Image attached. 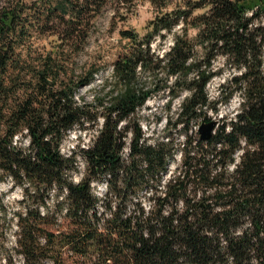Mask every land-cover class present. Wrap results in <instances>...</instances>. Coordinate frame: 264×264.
<instances>
[{"label": "trees", "instance_id": "16d2710c", "mask_svg": "<svg viewBox=\"0 0 264 264\" xmlns=\"http://www.w3.org/2000/svg\"><path fill=\"white\" fill-rule=\"evenodd\" d=\"M149 1L160 10L138 33L117 29L137 0H0V182L21 191L20 264H264V0ZM106 13L124 47L79 102L101 56L77 59ZM170 33L163 53L151 48ZM183 91L164 124L184 136L170 169L177 141L148 142L139 110L162 93L169 111ZM234 95L208 139L191 131ZM94 126L88 145L61 152L70 131Z\"/></svg>", "mask_w": 264, "mask_h": 264}, {"label": "rangeland", "instance_id": "374dc122", "mask_svg": "<svg viewBox=\"0 0 264 264\" xmlns=\"http://www.w3.org/2000/svg\"><path fill=\"white\" fill-rule=\"evenodd\" d=\"M184 0H169L166 10L175 7L177 4H182ZM157 6H153L149 0H137L134 10L128 14L123 22H119L117 29L123 26L131 27L135 29L138 33H142L146 29L148 21L159 11ZM200 11V10H199ZM198 10L195 13L199 12ZM110 13L99 18V28L94 32L93 39L87 44L86 49L80 52V56L77 59L78 65L83 63L89 54L101 56L99 60L101 71L96 75L95 80L90 84L81 86L76 92L75 99L81 102L83 99L87 101L93 100L92 96L102 88L103 82L110 76L111 72V62L116 57L121 48L124 47V42L120 43L118 41L117 29L109 31L107 25ZM195 33L194 28H189L188 34L193 36ZM165 38H155L151 42V48L160 54L167 49L172 43V36L166 34ZM43 43V42H42ZM221 61V59H219ZM226 75V72L223 73ZM221 81V76H216L212 78L207 85V90L210 95L215 94L216 88ZM186 92H182L178 97H175L171 102V108L169 111L166 110V103L168 96L162 93H156L151 98L147 99L144 106L139 110L141 116V124L143 129L146 131L148 137V142H152L154 138L170 133L171 137L175 138L178 143V147L175 151L174 158L169 163V168L173 169L176 162L180 160V150L181 144L184 142L183 133L177 131L174 126L167 129L164 124L166 120L167 113L172 115L178 108L180 100L184 97ZM239 96L234 95L228 103H219L217 112L208 111L209 115L215 117V119L221 121L222 119L228 121L229 118L233 116L236 112ZM143 117V118H142ZM145 118V119H144ZM181 128L179 125L178 129ZM95 126L87 133L79 132L78 129L72 130L67 135V138L62 142L63 154L70 152L74 146L75 148L79 146L88 145L92 135L95 132ZM128 139V138H127ZM79 169L82 170L84 164L79 162ZM81 177L79 172L73 173V179L77 181ZM106 180L102 179L98 182L93 183L94 191L97 195L105 191ZM10 179L0 182V202L5 206L4 214H0V264H20L21 258L14 251L15 247V232H16V221L14 219L13 213L18 208V200L21 198V191L15 187L11 188ZM144 193H147L144 190Z\"/></svg>", "mask_w": 264, "mask_h": 264}, {"label": "water", "instance_id": "95a60500", "mask_svg": "<svg viewBox=\"0 0 264 264\" xmlns=\"http://www.w3.org/2000/svg\"><path fill=\"white\" fill-rule=\"evenodd\" d=\"M216 120L203 121L199 128L200 139H208L217 127Z\"/></svg>", "mask_w": 264, "mask_h": 264}, {"label": "built area", "instance_id": "2783aa9c", "mask_svg": "<svg viewBox=\"0 0 264 264\" xmlns=\"http://www.w3.org/2000/svg\"><path fill=\"white\" fill-rule=\"evenodd\" d=\"M210 117H211V119L216 120L215 117H213L212 115H210ZM216 121L219 122L218 119ZM200 124H201V121L200 120H194V121H192L191 122V125H190L191 126V131L199 132V128L201 126ZM60 150H62V145L60 146ZM128 151H129V142L127 140V145L123 148L122 155L125 157L128 154Z\"/></svg>", "mask_w": 264, "mask_h": 264}]
</instances>
